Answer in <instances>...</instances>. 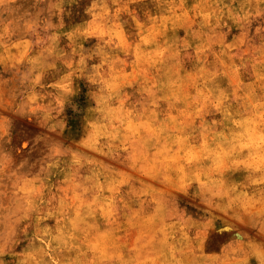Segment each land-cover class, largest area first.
Listing matches in <instances>:
<instances>
[{
	"label": "rangeland",
	"instance_id": "rangeland-1",
	"mask_svg": "<svg viewBox=\"0 0 264 264\" xmlns=\"http://www.w3.org/2000/svg\"><path fill=\"white\" fill-rule=\"evenodd\" d=\"M0 264H264V0H0Z\"/></svg>",
	"mask_w": 264,
	"mask_h": 264
}]
</instances>
